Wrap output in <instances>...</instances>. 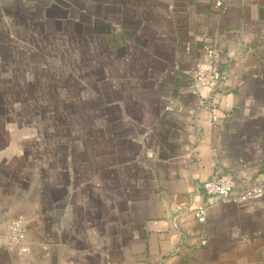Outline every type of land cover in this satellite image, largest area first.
Wrapping results in <instances>:
<instances>
[{"label": "crops", "instance_id": "1", "mask_svg": "<svg viewBox=\"0 0 264 264\" xmlns=\"http://www.w3.org/2000/svg\"><path fill=\"white\" fill-rule=\"evenodd\" d=\"M0 264H264V0H0Z\"/></svg>", "mask_w": 264, "mask_h": 264}, {"label": "built area", "instance_id": "2", "mask_svg": "<svg viewBox=\"0 0 264 264\" xmlns=\"http://www.w3.org/2000/svg\"><path fill=\"white\" fill-rule=\"evenodd\" d=\"M216 7H221V2H215ZM218 64L219 53L215 46L206 44L202 47V55L199 61L195 62V70L190 77V81L185 88V91L193 96L200 94L201 90L205 89L213 92L219 85L218 77ZM203 109L209 112L207 122L210 124H216L218 119L214 113V108L211 104H204L201 102ZM165 111L171 110L170 105L164 107ZM203 196L209 199H215L223 204L237 203L243 204L250 201L259 200L262 196V190L258 187L244 186L234 187L227 184L220 173L216 171L208 180L203 182L200 186ZM206 208L204 206H198L194 212V219L199 225H203L206 221L205 216ZM8 248L11 251H15L18 254H24L27 252V248L24 245L25 232L20 222H14L8 226ZM201 245H205L204 240L200 241Z\"/></svg>", "mask_w": 264, "mask_h": 264}]
</instances>
